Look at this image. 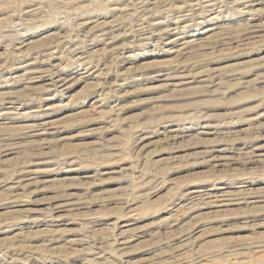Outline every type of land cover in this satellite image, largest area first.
Wrapping results in <instances>:
<instances>
[{"label":"rangeland","instance_id":"374dc122","mask_svg":"<svg viewBox=\"0 0 264 264\" xmlns=\"http://www.w3.org/2000/svg\"><path fill=\"white\" fill-rule=\"evenodd\" d=\"M263 193L264 0H0V264H264Z\"/></svg>","mask_w":264,"mask_h":264},{"label":"bare ground","instance_id":"6f19581e","mask_svg":"<svg viewBox=\"0 0 264 264\" xmlns=\"http://www.w3.org/2000/svg\"><path fill=\"white\" fill-rule=\"evenodd\" d=\"M209 4H210V3H209ZM175 30H176V29H175ZM161 39H162V38H161ZM74 40H75V39H74ZM56 45H57V44H56ZM77 58H78V57H77ZM180 134H181V133H180ZM175 135H176V133H175ZM178 136H179V135H178ZM173 137H174V136H173ZM171 139H172V138H171ZM210 187H211V186H210ZM213 187H214V186H213ZM247 188H248V187H247ZM243 189H244V188H243ZM201 190H202V189H201ZM208 192H209V191H208ZM216 192H217V191H216ZM224 192H225V191H224ZM224 192H223V193H224ZM256 192H258V191H256ZM199 193H201V192H199ZM199 193H198V194H199ZM203 193H204V192H203ZM239 193H241V192H239ZM243 193H245V192H243ZM261 193H262V192H261ZM196 194H197V193H196ZM196 194H194V195H196ZM204 194H205V193H204ZM206 194H207V193H206ZM209 194H210V192H209ZM217 194H219V193H217ZM217 194H216V195H217ZM226 194H227V193H226ZM228 194H230V193L228 192ZM231 194H232V193H231ZM235 194H236V193H235ZM241 194H242V193H241ZM263 194H264V193H263ZM237 195H238V194H237ZM259 195H260V194H259ZM200 196H201V195H200ZM200 196H199V197H200ZM203 196H204V195H203ZM242 196H243V195H242ZM244 196H245V195H244ZM246 196H247V194H246ZM254 196H255V195H254ZM195 197H196V196H195ZM201 197H202V196H201ZM221 197H223L222 192H221V194H220V198H221ZM224 197H226V196H224ZM227 197H228V196H227ZM236 197H237V196H236ZM206 198H209V196H207ZM215 198H216V197H215ZM215 198L213 197V200H214ZM217 198H218V197H217ZM233 198H234V197H233ZM245 198H246V197H245ZM210 199H211V198H210ZM208 200H209V199H208ZM208 200H207V201H208ZM215 200H216V199H215ZM243 200H244V199H243ZM201 201H202V200H201ZM209 201H210V200H209ZM227 201H228V200H227ZM211 202H212V201H211ZM224 202H225V201H224ZM246 202H247V201H246ZM217 203H219V202H217ZM220 204H223V203L220 202ZM219 206H220V205H219ZM222 206H223V205H222ZM243 215H244V214H243ZM244 216H246V215H244ZM121 233H122V232H121ZM116 236H117V235H116ZM121 236H122V235H121ZM121 238H122V237H121ZM117 239H118V238H117ZM123 239H125V238H123ZM76 240H77V239H76ZM80 241H81V240H80ZM77 244H78V243H76V241H75V242H74V241H73V242L71 241V242H70V247H71V246H72V247H73V246H76ZM68 249H69V248H68ZM70 249H71V248H70ZM62 256H63V255H62ZM64 257H65V256H64ZM92 261H93V260H92ZM91 263H92V262H91ZM94 263H95V262H94ZM100 263H101V262H100ZM188 263H189V260H188Z\"/></svg>","mask_w":264,"mask_h":264}]
</instances>
